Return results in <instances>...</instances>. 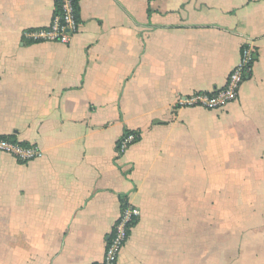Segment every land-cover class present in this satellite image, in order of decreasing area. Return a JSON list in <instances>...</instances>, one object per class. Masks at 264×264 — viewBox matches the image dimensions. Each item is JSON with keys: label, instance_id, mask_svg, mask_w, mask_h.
<instances>
[{"label": "crops", "instance_id": "crops-1", "mask_svg": "<svg viewBox=\"0 0 264 264\" xmlns=\"http://www.w3.org/2000/svg\"><path fill=\"white\" fill-rule=\"evenodd\" d=\"M55 12L0 0V137L42 153H0V264H99L126 203L118 264H264V0H79L69 44L27 36ZM244 46L237 102L182 105Z\"/></svg>", "mask_w": 264, "mask_h": 264}, {"label": "built area", "instance_id": "built-area-1", "mask_svg": "<svg viewBox=\"0 0 264 264\" xmlns=\"http://www.w3.org/2000/svg\"><path fill=\"white\" fill-rule=\"evenodd\" d=\"M56 3V12L51 24L46 29L28 33L27 36L29 38L37 42L70 43L72 37L78 31V22L75 19L73 0H56ZM254 61L253 49L250 46H244L241 53V60L231 73L224 89L213 93L194 94L185 99L182 105L218 111L237 102L243 83L252 73ZM128 141L126 140L124 143L127 144ZM124 143L120 146L121 150H124ZM0 153L10 155L23 163L30 162L42 156L41 151L36 147L19 145L11 139L2 137H0ZM140 217L141 211L139 208L129 203L124 204L121 215L110 234L104 259L99 264H118L119 258L130 239L134 224Z\"/></svg>", "mask_w": 264, "mask_h": 264}, {"label": "trees", "instance_id": "trees-1", "mask_svg": "<svg viewBox=\"0 0 264 264\" xmlns=\"http://www.w3.org/2000/svg\"><path fill=\"white\" fill-rule=\"evenodd\" d=\"M73 4H74V9H75V19L78 22L79 21V0H73Z\"/></svg>", "mask_w": 264, "mask_h": 264}]
</instances>
